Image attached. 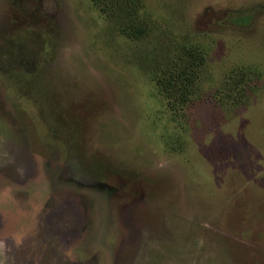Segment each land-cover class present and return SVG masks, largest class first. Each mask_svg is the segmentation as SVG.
<instances>
[{
    "label": "rangeland",
    "instance_id": "374dc122",
    "mask_svg": "<svg viewBox=\"0 0 264 264\" xmlns=\"http://www.w3.org/2000/svg\"><path fill=\"white\" fill-rule=\"evenodd\" d=\"M119 2L0 0V116L81 185L69 258L264 264V0H138V40ZM195 47L173 108L161 68Z\"/></svg>",
    "mask_w": 264,
    "mask_h": 264
},
{
    "label": "flooded vegetation",
    "instance_id": "af4514ba",
    "mask_svg": "<svg viewBox=\"0 0 264 264\" xmlns=\"http://www.w3.org/2000/svg\"><path fill=\"white\" fill-rule=\"evenodd\" d=\"M3 90L0 105L7 102L15 110L5 97L10 92ZM21 118L17 114L11 128L9 116H0V264H74L69 256L76 250V191L81 185L70 174L61 179V164L35 146L33 131L22 129ZM87 220L85 210L82 229Z\"/></svg>",
    "mask_w": 264,
    "mask_h": 264
},
{
    "label": "trees",
    "instance_id": "16d2710c",
    "mask_svg": "<svg viewBox=\"0 0 264 264\" xmlns=\"http://www.w3.org/2000/svg\"><path fill=\"white\" fill-rule=\"evenodd\" d=\"M100 1L108 3L110 0ZM137 6L138 0H120L117 11L110 8L112 10L111 17L119 21L121 17L123 18L122 12L125 10L131 12V23L123 28V32L133 40L140 39L146 33L144 21L136 13ZM184 52V55L177 60H167L163 69L161 68L162 76L158 80L165 93L173 98V108L179 106V101L182 103L191 99L194 89L198 86L196 83L200 77V67L204 60L202 53L196 47ZM154 68L156 67L154 66Z\"/></svg>",
    "mask_w": 264,
    "mask_h": 264
}]
</instances>
